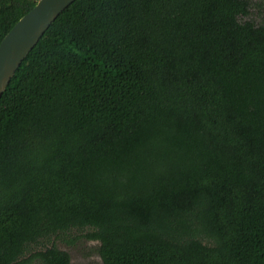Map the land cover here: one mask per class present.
Returning <instances> with one entry per match:
<instances>
[{"label":"trees","instance_id":"obj_1","mask_svg":"<svg viewBox=\"0 0 264 264\" xmlns=\"http://www.w3.org/2000/svg\"><path fill=\"white\" fill-rule=\"evenodd\" d=\"M36 3L0 0V43ZM249 6L76 0L58 16L0 98V264H72L61 237L99 241L101 264H264V22L237 19ZM152 23L169 34L154 56L118 58L108 37L132 47Z\"/></svg>","mask_w":264,"mask_h":264},{"label":"rangeland","instance_id":"obj_2","mask_svg":"<svg viewBox=\"0 0 264 264\" xmlns=\"http://www.w3.org/2000/svg\"><path fill=\"white\" fill-rule=\"evenodd\" d=\"M249 1V7H250V14L246 15L244 13H239L237 16V19L240 21H245V20H253L256 23H262L264 22V0H248ZM151 26H153L152 29H147L144 30L143 32H138L135 36H134V45L131 47V39H128L126 37H120V40L118 39V37L115 36H109L108 37V42L109 43H114L115 48L119 51L118 58L121 59V57L123 56V52L127 53L129 56L132 57H138V59L143 58V57H152L154 56V53L151 52L148 49V45H150V43H153V41H159L160 44H163L164 41H162L163 38H166L169 34L168 31L166 29H163L162 27H159V29L154 27V23L151 24ZM99 31H90V34H92V38L93 39H103L105 38V36ZM174 37V39L172 40V42L177 45L180 46V39L177 38V36H171ZM72 41L76 42L77 41V37L76 34L73 33L71 36ZM158 47V45H156ZM62 54L65 57H72V54L69 53H63ZM174 60H176V62H180L181 61V57H173ZM71 72V71H70ZM72 74V72H71ZM189 76L192 78H195L193 83L196 84L199 87V93L201 94V96L204 97H212V92L210 89V86L207 85L203 79V76L197 74V75H192L189 73ZM70 77L71 80V84H75L76 85V79L71 77V76H67V78ZM191 79H189V82H191ZM84 83H86L85 81L81 80L78 84L77 87H81L85 86L83 85ZM84 89V88H83ZM139 94H142V90L139 92ZM93 97L95 96L96 99H100L101 98V90H96L95 94L92 95ZM69 99V96L67 94L66 99ZM51 107L54 110H59V111H63L66 112L68 114H77L79 111L77 109V106L74 105V103L70 102L67 103V100H65V102L62 101H58L55 98L51 97ZM125 105H112L113 108V114L111 116H118L119 117V113L123 110H125V108H130L131 104H132V100L130 99H126L124 100ZM92 108L95 109V105H91ZM21 111L17 110L14 111L13 113H11L5 120V129L8 130H17L18 128V118L19 116H21ZM186 113V110H181V111H177L176 116H182ZM108 115V112H107ZM69 129V128H67ZM94 127L89 125L87 126L82 132H81V136H87L89 135L92 131H93ZM55 130H47L45 133L46 134H50L51 132H53ZM77 130H75L76 132ZM73 131H69V130H64L62 132V136L64 138L69 137L72 134ZM60 135V132L59 134ZM89 230V228H84V229H74L71 232H69L67 235L68 237H74L78 234H82L84 232H87ZM62 239L59 238L57 240V245L58 247H60L61 249L67 250L70 254H71V258H72V264H84V263H91V264H101L102 260L101 257L98 253V246L100 244L99 241H95V240H88L86 238H82L80 239L76 244L74 245H68L66 242H64Z\"/></svg>","mask_w":264,"mask_h":264},{"label":"water","instance_id":"obj_3","mask_svg":"<svg viewBox=\"0 0 264 264\" xmlns=\"http://www.w3.org/2000/svg\"><path fill=\"white\" fill-rule=\"evenodd\" d=\"M76 0H39L0 43V98L50 25Z\"/></svg>","mask_w":264,"mask_h":264},{"label":"built area","instance_id":"obj_4","mask_svg":"<svg viewBox=\"0 0 264 264\" xmlns=\"http://www.w3.org/2000/svg\"><path fill=\"white\" fill-rule=\"evenodd\" d=\"M39 0H37V2H38Z\"/></svg>","mask_w":264,"mask_h":264}]
</instances>
